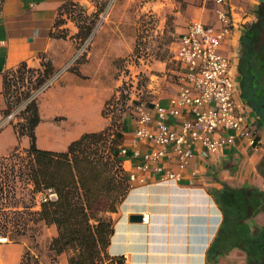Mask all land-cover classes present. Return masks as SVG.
Masks as SVG:
<instances>
[{"label":"crops","instance_id":"crops-1","mask_svg":"<svg viewBox=\"0 0 264 264\" xmlns=\"http://www.w3.org/2000/svg\"><path fill=\"white\" fill-rule=\"evenodd\" d=\"M71 1L81 5L88 4V0H3L0 7V109L5 106L2 93L4 71L15 69L21 63L33 68L42 67V55L51 60L53 71H56L72 56L75 45L71 34L66 38L50 36L58 7ZM260 1L264 0H230L239 24L234 28L232 38L221 45L223 52L237 55L240 25L254 19ZM200 10L195 19L206 25H218L215 12L213 15L205 13L203 4ZM177 45L178 43L175 48ZM80 72L81 75H77L66 71L50 85L56 82L63 87L65 95L74 94L72 90L75 88L78 95L80 92L82 94L84 83L88 84L87 89L90 83L97 85L98 76L103 74L99 68L93 74L95 78H89L84 67H80ZM105 83L99 86L98 91L106 97L103 92ZM49 86L36 96L41 116L34 129L38 147L63 151L71 140L82 133L97 130L106 124L103 121L101 126L89 130L77 125L68 132L63 129L65 126L58 123L59 120L69 125L84 123L83 109L79 118H74L73 111L67 109H54L43 116L42 112L47 107L45 101L53 98L45 94ZM173 94L158 101L167 105ZM147 104L150 106L151 103ZM244 106L250 117L256 119L253 112ZM124 120V142L119 151L123 154L122 167L130 186L117 209L107 213L113 218V232L106 249L107 255L123 256L125 264H243L244 254L237 248L219 256L214 263L206 258L207 250L223 220L221 208L211 191L219 189L222 183L233 187L253 185L264 191V141L258 147H253L237 138L234 145L211 154L208 158L202 159L195 155L189 160L177 182H164L163 174L154 169V164H150L147 169L143 168V154L149 145L133 141L135 116ZM182 120V116L169 117L167 122L172 127H179ZM257 132L264 140V129L258 128ZM18 142L17 132L11 127L8 134L0 137V155H7ZM20 143L21 147H27L28 138L21 137ZM170 156L171 159L163 164L172 171L177 170L175 159ZM145 213L149 215L147 222L142 221ZM134 215H140L141 218L137 221L130 220ZM248 222L251 227L259 229L264 224V213L259 212ZM48 230L50 237L57 233L55 225L48 226ZM27 248L24 241H0V264H21ZM58 260L59 264H68L67 254L60 253Z\"/></svg>","mask_w":264,"mask_h":264},{"label":"trees","instance_id":"trees-1","mask_svg":"<svg viewBox=\"0 0 264 264\" xmlns=\"http://www.w3.org/2000/svg\"><path fill=\"white\" fill-rule=\"evenodd\" d=\"M88 1L95 6L91 13L74 1L61 4L50 36L66 38L69 34L64 24L70 17L77 27L74 36L81 42L87 39L109 3V0ZM2 2L0 0V7ZM238 39L239 94L255 115V129H264V1L258 3L254 19L240 25ZM41 66L42 74L38 75L35 86L42 84L53 71L51 60L44 55ZM31 68L21 63L15 69L4 71V115L20 101L18 96L10 99V72L17 70L23 74ZM69 70L81 75L78 67ZM115 99L105 101L102 113ZM22 115L24 121L16 129L19 136L29 139L26 150L32 159L27 168L34 190L50 188L56 193L55 198L41 202L39 210L29 213V218L36 222L55 225L57 233L49 240V251L54 253V258L66 252L68 264H125L123 256L111 257L106 252L113 232V218L107 213L117 209L129 190L126 171L122 167L123 154L119 152L124 142L123 120L117 121L114 116L103 129L84 132L71 140L65 150L55 151L36 145L34 129L41 117L36 99L25 106ZM211 193L221 208L223 220L207 250V260L214 263L219 256L237 248L244 254L243 264H264V224L255 229L248 222L259 212L264 213V191L253 185L233 187L222 183ZM2 214L0 194V234H5ZM24 231L21 229L20 232L23 234ZM26 255L31 253L24 252L21 264H30Z\"/></svg>","mask_w":264,"mask_h":264},{"label":"rangeland","instance_id":"rangeland-1","mask_svg":"<svg viewBox=\"0 0 264 264\" xmlns=\"http://www.w3.org/2000/svg\"><path fill=\"white\" fill-rule=\"evenodd\" d=\"M202 4L205 5L204 12L213 15L212 2L204 0H109L91 34L83 42L74 36L77 31L76 24L67 17V25L64 27L68 34H71L75 45L72 56L37 86L36 79L42 74V67H32V70L23 74L17 70L11 71L10 99L14 100L15 96H18L20 101L15 107L23 105L46 81L57 75L59 78L72 67H78L79 70L84 67L89 78L94 77V72L99 68L103 74L98 76L97 85L90 83L87 89L88 84L84 83L82 94L80 92L77 95V89L73 88L74 94L65 95L63 87L59 84L54 82L50 85L45 94L53 98L45 101L47 107L42 115L47 116L54 109H67L73 111L74 118H79L83 109L84 123L69 125L59 120L58 123L65 126L63 129L68 132L77 125L89 130L101 126L103 121H106L99 129L91 130L99 131L106 127L114 116L117 121L123 120L125 125L124 119L134 118L137 103L147 104L173 94L178 83L177 64L173 58L178 35L198 16ZM83 7L87 13L95 10L90 1ZM80 48L84 52L74 58ZM219 52L229 56L233 64H237L236 54L229 55V52H223L221 48ZM104 82L106 86L103 92L106 97L98 91ZM236 82L239 87L237 73ZM26 93L28 94L25 97ZM109 98L116 99L110 102L102 113L104 103ZM0 111L2 112V109ZM23 121L21 111L14 121L0 127V137L8 134L11 127L17 132L16 126ZM17 136L19 142L14 149L7 155H0V194L4 212L2 220L6 226L5 234L0 236L5 237L2 241H24L28 247L26 251L31 253L30 256H25V259H30V264H59L58 257L54 258V253L48 249L51 238L48 234L50 225L29 218V213L40 208L42 191L34 190L27 168L32 156L27 153L28 146L21 147L20 138L23 136ZM21 229H25L23 234Z\"/></svg>","mask_w":264,"mask_h":264},{"label":"built area","instance_id":"built-area-1","mask_svg":"<svg viewBox=\"0 0 264 264\" xmlns=\"http://www.w3.org/2000/svg\"><path fill=\"white\" fill-rule=\"evenodd\" d=\"M204 1L215 6L219 23L212 26L192 19L185 31L178 35L173 55L178 83L168 104L152 101L148 106L139 102L134 108L136 129L133 141L149 145L143 154V168L154 164V169L163 174L164 182H177L195 155L208 158L234 145L237 138L253 147L264 141L255 129V119L250 117L240 97L236 64L219 52L223 42L232 38L239 21L233 14L230 0ZM82 52L81 48L78 49L74 58ZM57 76L46 81L23 105L14 107L5 115L0 111V127L14 121L25 104L35 99ZM180 116L183 120L179 127L168 124L169 117ZM170 155L175 159L177 170L172 171L163 164L171 159ZM55 197L56 193L48 188L40 193V202ZM148 218V213L142 215L143 222Z\"/></svg>","mask_w":264,"mask_h":264},{"label":"water","instance_id":"water-1","mask_svg":"<svg viewBox=\"0 0 264 264\" xmlns=\"http://www.w3.org/2000/svg\"><path fill=\"white\" fill-rule=\"evenodd\" d=\"M140 218H141L140 215H138V216L134 215V216H131V217H130V220H132V221H137V220H139Z\"/></svg>","mask_w":264,"mask_h":264},{"label":"bare ground","instance_id":"bare-ground-1","mask_svg":"<svg viewBox=\"0 0 264 264\" xmlns=\"http://www.w3.org/2000/svg\"><path fill=\"white\" fill-rule=\"evenodd\" d=\"M5 239V237H3V236H0V241H2V240H4Z\"/></svg>","mask_w":264,"mask_h":264},{"label":"flooded vegetation","instance_id":"flooded-vegetation-1","mask_svg":"<svg viewBox=\"0 0 264 264\" xmlns=\"http://www.w3.org/2000/svg\"><path fill=\"white\" fill-rule=\"evenodd\" d=\"M237 60H238V58H237ZM236 67H237V64H236Z\"/></svg>","mask_w":264,"mask_h":264}]
</instances>
